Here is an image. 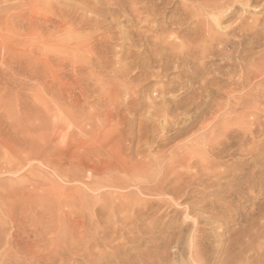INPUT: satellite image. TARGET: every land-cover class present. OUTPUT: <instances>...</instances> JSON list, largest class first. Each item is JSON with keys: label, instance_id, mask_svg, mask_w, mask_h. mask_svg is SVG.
I'll return each instance as SVG.
<instances>
[{"label": "rangeland", "instance_id": "374dc122", "mask_svg": "<svg viewBox=\"0 0 264 264\" xmlns=\"http://www.w3.org/2000/svg\"><path fill=\"white\" fill-rule=\"evenodd\" d=\"M206 1L0 0V264H264V0Z\"/></svg>", "mask_w": 264, "mask_h": 264}, {"label": "bare ground", "instance_id": "6f19581e", "mask_svg": "<svg viewBox=\"0 0 264 264\" xmlns=\"http://www.w3.org/2000/svg\"><path fill=\"white\" fill-rule=\"evenodd\" d=\"M261 0H207V4H209V6H211L212 8H215V9H219V8H226V16L223 17L222 19H227V18H231L232 15H233V12H234V9L237 8V7H241L244 9L245 11V14H241L240 16H238V19L235 20V25L233 26L232 28V31H236V33L240 34V36L237 38V40H233L230 41L229 43L230 44H236V45H239L241 46L243 44V39L245 38V35H246V31L247 30H253L255 27H257V23L259 22L260 18H261V15H258L256 16L255 20H251L249 19V3L250 2H260ZM47 2V1H46ZM45 2V3H46ZM43 3V2H42ZM48 3V2H47ZM46 3V4H47ZM241 4H245V5H241ZM52 5V4H51ZM264 7V5H262ZM262 7V8H263ZM260 8V7H259ZM211 9V8H210ZM257 11V10H256ZM38 12V11H37ZM41 12V11H39ZM44 12V11H43ZM224 12V11H223ZM244 13V12H243ZM45 14V13H44ZM90 14V13H89ZM254 14V13H253ZM256 14V12H255ZM38 16V15H37ZM254 16V15H253ZM46 17V16H45ZM65 17V16H64ZM99 18V17H98ZM60 26V25H59ZM67 26V25H66ZM61 27V26H60ZM68 27V26H67ZM66 29V28H65ZM70 29V28H69ZM53 30V29H52ZM72 32V31H71ZM70 32V33H71ZM234 33V32H233ZM200 37V36H199ZM45 38V36H44ZM92 38V37H91ZM40 39V38H39ZM43 39V38H42ZM65 39V38H64ZM192 39V38H190ZM45 40V39H44ZM196 40V39H195ZM194 40V41H195ZM76 41V40H75ZM93 41V40H92ZM202 41V40H201ZM210 41V40H209ZM108 42V40H107ZM212 41H210V44H211ZM214 42V41H213ZM106 44V43H105ZM241 44V45H240ZM85 45V44H84ZM55 46V45H54ZM209 46V45H208ZM211 46V45H210ZM59 47V46H58ZM57 47V48H58ZM81 47V46H80ZM178 47V45H177ZM66 48V47H65ZM199 48V47H198ZM235 50H236V57H239V60L242 59L243 60V55H242V51L243 50H239L235 47ZM42 53L44 51H41ZM46 53V52H45ZM194 55V54H193ZM232 55V54H231ZM46 56V55H45ZM231 57V56H230ZM90 58V57H89ZM261 58V57H260ZM41 60V59H40ZM47 60V59H46ZM49 60V59H48ZM44 62V61H43ZM51 62V61H50ZM239 62V61H238ZM47 63V62H46ZM234 64V63H233ZM263 71H264V63H263ZM57 73V72H55ZM237 73V71H236ZM132 76V75H131ZM118 77V76H117ZM242 77V76H241ZM243 80V79H242ZM153 102V101H152ZM126 103V102H125ZM110 120V119H109ZM106 124V123H104ZM102 127V125H101ZM104 129V127H103ZM229 133V132H228ZM208 148V147H207ZM158 172V171H157ZM104 234V233H103ZM98 237V236H97ZM193 251V250H192Z\"/></svg>", "mask_w": 264, "mask_h": 264}]
</instances>
